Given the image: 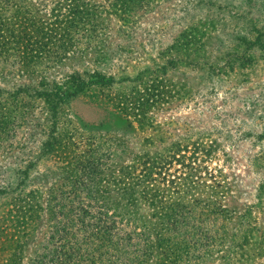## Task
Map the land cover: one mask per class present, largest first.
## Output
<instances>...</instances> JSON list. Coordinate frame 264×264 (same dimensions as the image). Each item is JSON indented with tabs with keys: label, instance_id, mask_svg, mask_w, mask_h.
<instances>
[{
	"label": "rangeland",
	"instance_id": "obj_1",
	"mask_svg": "<svg viewBox=\"0 0 264 264\" xmlns=\"http://www.w3.org/2000/svg\"><path fill=\"white\" fill-rule=\"evenodd\" d=\"M90 1L59 57L0 55V264H65L62 227L89 245L112 211L189 241L131 264H264V0Z\"/></svg>",
	"mask_w": 264,
	"mask_h": 264
},
{
	"label": "trees",
	"instance_id": "obj_2",
	"mask_svg": "<svg viewBox=\"0 0 264 264\" xmlns=\"http://www.w3.org/2000/svg\"><path fill=\"white\" fill-rule=\"evenodd\" d=\"M94 3L97 1L0 0V55L13 56L21 67L29 68L32 72L34 69L30 66L38 62L53 60L59 57V51L74 46V35L77 32L95 29V26L99 24L100 16L97 5ZM128 3V0H119L120 9H126ZM111 5L108 1L98 4L104 12H106V7H111ZM95 83L101 84L102 80L98 79ZM82 84L83 81L78 79L75 88L56 97V103L77 93L81 87L86 85ZM129 199L131 203L133 200L131 195ZM149 203L152 206H158L157 203L151 201ZM159 208L153 212L155 221L162 224L165 217L169 220L168 225L173 226L179 224L181 222L179 217L188 213L193 206H182L181 211L178 209L174 212L173 210L161 212ZM97 211L100 210L97 209ZM84 213L86 212L83 211L82 215ZM113 215L118 216L119 211H112L106 218L107 220L97 219L93 224L95 231L92 235L95 237L89 245V241L84 244V240L75 244L74 240H69L74 236L72 233L75 229L62 227L61 230L64 233L55 240V243L59 248H67L64 254L69 255L68 264H131V261L141 260L140 258L147 253L146 249L148 250L151 245L158 248L166 247V245H161L163 241L168 242V247L171 249H176L178 246L180 248L181 245L185 249L184 245H188L187 240L184 242L185 237H181L178 243L172 244L170 237L168 239L162 237L163 232L160 229L154 233L151 232V235L144 231L146 227H139L142 231L138 228L124 233H115L112 230L115 227L114 222L110 221ZM125 219L126 221L133 220L129 216ZM107 221H110V224H107ZM86 225H88L86 222L80 221L82 231L85 230ZM65 235H70V237L64 239ZM89 235L90 233L85 236ZM130 239L132 241H129ZM169 253H172V250ZM121 254H124L123 258L120 257ZM55 264H62V262Z\"/></svg>",
	"mask_w": 264,
	"mask_h": 264
}]
</instances>
